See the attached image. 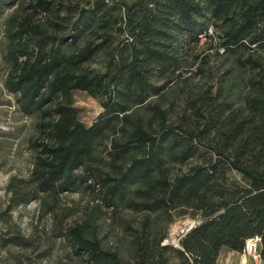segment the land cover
Returning a JSON list of instances; mask_svg holds the SVG:
<instances>
[{"label":"trees","instance_id":"obj_1","mask_svg":"<svg viewBox=\"0 0 264 264\" xmlns=\"http://www.w3.org/2000/svg\"><path fill=\"white\" fill-rule=\"evenodd\" d=\"M23 1L0 0V17L16 4L4 84L37 133L4 188L0 264H216L255 235L264 264V0ZM214 36L217 70L194 51ZM78 90L102 107L90 124ZM77 191L92 199L70 223ZM33 201L50 224L26 234L12 212ZM185 215L199 221L163 243Z\"/></svg>","mask_w":264,"mask_h":264},{"label":"rangeland","instance_id":"obj_2","mask_svg":"<svg viewBox=\"0 0 264 264\" xmlns=\"http://www.w3.org/2000/svg\"><path fill=\"white\" fill-rule=\"evenodd\" d=\"M28 1L24 0L23 4L26 5ZM87 1L89 0H67L66 3L78 2L81 5H86ZM15 6L16 4L7 8L0 17V204L7 198L4 188L8 178L11 175L27 176L29 174L32 160V149L29 145V138L37 133L36 118L22 112L16 102L15 95L4 84L7 70V64L2 56V48L6 42L4 19ZM30 11L26 7L21 9L23 14ZM34 17L35 20L42 22L45 20V16L41 12L36 13ZM214 33L216 32L214 31ZM211 40L203 38L194 51L197 53L210 51L212 54L209 57L208 64H205L204 67L206 69L217 70L218 67L225 66L226 62L222 56L214 52L217 36H214ZM210 45L213 48H209ZM188 58V62H190L191 56ZM198 63L199 60L197 59L196 64H187L185 67H188L187 70L194 71ZM202 77L203 73L197 71L194 75V80L201 81ZM72 99V105L78 109L79 119L85 124H90L102 111L98 100L85 91H75ZM91 199L92 195L86 191L66 193L63 196V202L72 207L66 221L71 223L79 219L82 216L83 206L89 203ZM12 214L16 223L26 234L30 233L34 226L38 230H41L47 228L50 224L49 216L39 214L37 201L16 208ZM198 221L199 218H193L189 215L176 218L168 226L165 242L178 244L180 237L185 231L193 227ZM109 237L112 241L116 240V230H111ZM56 255L57 253L54 252L53 257H56ZM259 262V259L256 261L249 255H243V252H232L224 249L221 251L216 264H259Z\"/></svg>","mask_w":264,"mask_h":264},{"label":"built area","instance_id":"obj_3","mask_svg":"<svg viewBox=\"0 0 264 264\" xmlns=\"http://www.w3.org/2000/svg\"><path fill=\"white\" fill-rule=\"evenodd\" d=\"M259 243H260V237L258 235L246 239L242 251L243 255L245 256L249 255L257 261L260 257L258 250Z\"/></svg>","mask_w":264,"mask_h":264},{"label":"water","instance_id":"obj_4","mask_svg":"<svg viewBox=\"0 0 264 264\" xmlns=\"http://www.w3.org/2000/svg\"><path fill=\"white\" fill-rule=\"evenodd\" d=\"M190 228H191V227H190ZM190 228H189V229H190ZM189 229H188V230H189ZM188 230H187V231H188ZM187 231H185V233H186ZM163 243H166V242H165V239H164ZM178 243H179V242H178ZM173 245H174V246H179V244H173Z\"/></svg>","mask_w":264,"mask_h":264},{"label":"bare ground","instance_id":"obj_5","mask_svg":"<svg viewBox=\"0 0 264 264\" xmlns=\"http://www.w3.org/2000/svg\"><path fill=\"white\" fill-rule=\"evenodd\" d=\"M188 225V224H187ZM175 238V237H174Z\"/></svg>","mask_w":264,"mask_h":264},{"label":"crops","instance_id":"obj_6","mask_svg":"<svg viewBox=\"0 0 264 264\" xmlns=\"http://www.w3.org/2000/svg\"><path fill=\"white\" fill-rule=\"evenodd\" d=\"M233 252V251H232Z\"/></svg>","mask_w":264,"mask_h":264}]
</instances>
